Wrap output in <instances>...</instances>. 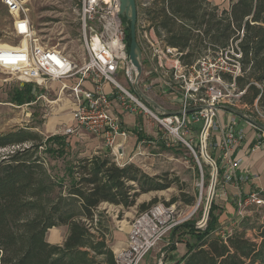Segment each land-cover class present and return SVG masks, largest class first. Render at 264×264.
Listing matches in <instances>:
<instances>
[{"label":"trees","instance_id":"trees-1","mask_svg":"<svg viewBox=\"0 0 264 264\" xmlns=\"http://www.w3.org/2000/svg\"><path fill=\"white\" fill-rule=\"evenodd\" d=\"M144 19L157 39L181 54L182 66L207 54L234 52V60L239 55L240 73L219 76L242 94L246 115L264 116V0H235L227 9L207 0H150ZM122 21L128 54L129 27ZM39 94L32 85L21 84L10 103L31 105ZM68 147L61 135L43 139L28 129L0 134V150L13 149L0 159V264H116L105 212H99L103 204L120 207V214L132 208L143 213L159 199L137 205L141 195L172 188L178 194L166 205L195 204L177 177L150 176L134 164L118 166L105 155L67 160ZM217 211L212 202L203 228L189 220L170 232L169 251L179 243L186 248L175 264H264L261 215L241 218L238 228L223 236ZM60 227L67 229L62 244L49 243L47 232Z\"/></svg>","mask_w":264,"mask_h":264},{"label":"built area","instance_id":"built-area-1","mask_svg":"<svg viewBox=\"0 0 264 264\" xmlns=\"http://www.w3.org/2000/svg\"><path fill=\"white\" fill-rule=\"evenodd\" d=\"M0 1L12 19L11 35L21 40L17 47L0 49V73L14 78L20 84L42 87L48 82L59 83L60 92L66 93L74 104L71 114L72 125L65 130V134H75L83 130L101 138L106 147L112 150L118 149L116 138L125 139L128 134L122 129L118 115L113 113L112 108L117 103L123 111L133 113L140 110L148 114L152 122L162 128L169 137L176 138L191 149L190 144L185 142L179 133L187 128L195 127L201 121L199 141L201 152L216 169L214 161L207 153L210 147L209 133L213 131L218 111L214 106L231 105L232 108L233 106L245 108L239 102L242 94H224L217 88V85L224 84L219 76L223 70L221 69L220 72L211 70L213 64L208 56L199 58L196 64L191 66H182L178 59L181 54L176 49L166 47L164 42L156 37L152 39L148 36L151 30L147 29L144 11L148 8L150 0H142L139 5H136V26L143 32L142 41L138 43L141 59L144 55L146 62L148 61L151 68L156 71L155 66L161 67L166 63V53L176 52L174 69L177 73L185 70L189 74V83L187 86L184 83V92L180 94L181 110L178 111L180 113L171 116L163 115L158 109H147L117 79L119 71H123L125 80L132 85L135 83V79L132 78L135 69L126 51L125 27L119 16V0H79L77 13L84 57L81 65H78L69 55L42 45L27 16L25 1ZM239 58V55H235L232 68L224 69L225 73L233 77L240 73L237 62ZM179 78L185 79L184 73ZM105 84L110 85L112 90L106 92ZM225 85L231 89L234 86L227 83ZM257 114L256 119L264 122V116L259 112ZM248 124L258 130L250 123ZM242 139L241 131L228 126L224 138L215 145L220 150L219 162L224 166L222 177L225 184L235 179V172L240 166L239 160H232V153L235 145ZM118 156L121 154L118 153ZM249 179V176L241 178L244 182ZM250 207L264 211V198L259 193H250L247 197L238 199V216L245 217L246 209ZM195 210L196 208L182 212L178 210L176 204L157 203L147 211L138 214L129 226L125 247L114 254L116 264H140L174 228L189 221ZM205 223L204 218L197 224L198 228H203Z\"/></svg>","mask_w":264,"mask_h":264},{"label":"rangeland","instance_id":"rangeland-1","mask_svg":"<svg viewBox=\"0 0 264 264\" xmlns=\"http://www.w3.org/2000/svg\"><path fill=\"white\" fill-rule=\"evenodd\" d=\"M25 1V7L27 9V16L32 25V28L36 36L40 39L43 46L48 49H56L66 55H69L78 65L83 63V52L80 39V25L78 17V0H23ZM231 1L235 0H212L211 4L219 6L220 8L227 9ZM136 5H139L142 0H135ZM12 32V19L9 16L7 10L3 7L0 1V46L17 47L20 44L19 39L14 38L11 35ZM137 42L142 41V30L136 29ZM149 36V35H148ZM144 47V44H143ZM176 52L166 53V63L161 67L155 66L151 68L144 66L145 56L142 57V73L138 79V87L143 94L153 101L160 108L168 112H178L181 110V96L183 94L186 83H189V74L187 71H177L174 69ZM234 52L229 54H223V56L213 57L210 54L209 60L213 64L211 70L218 72L221 69H231L233 64ZM221 57V58H220ZM141 60V63H142ZM196 61L193 64H196ZM148 68V69H147ZM148 71V89L144 88L145 75L144 72ZM136 72L132 73V78H136ZM177 73V74H176ZM184 73L185 79L179 78ZM118 81L121 83V79L125 81L124 87L134 97H136L147 109L154 110L147 102L142 100L135 90V83L132 85L125 80L123 71H119ZM224 82V81H223ZM217 85V88L222 90L224 94H235L234 90L225 85ZM20 83L14 78L0 73V134H6L14 132L17 129H28L30 131L38 133L43 139L49 136L61 135L65 136L66 142L69 144L67 149V160L82 158L90 156L93 150L90 149L91 144L103 143L102 139L96 137L86 131L79 130L75 134H65V130L71 127V106L67 102L69 99L67 94H57V83L48 82L46 86L38 87L39 96L31 105L16 106L10 103V95L20 87ZM50 88V89H49ZM204 94V92H202ZM236 99V98H234ZM231 106V105H228ZM233 108L241 111L245 114L244 108L241 106H233ZM114 114H118L122 119V116H129L135 120V123L140 121L141 129L140 133L145 136L146 143L145 153L148 154V158L152 159L151 166H154V170L157 175L168 173L174 177H177L179 182L184 186L185 192L195 196V204L190 207H183L180 204H176L179 211L188 212L196 208L191 221L201 222L208 213L212 202L219 209L218 214H221L220 208L224 206L225 200L219 194V187L221 184L222 171L219 166L217 154H211L209 149L208 156L214 161L216 165H213L208 160L204 153L201 152L200 141V126L201 121L196 124L195 127L187 128L185 131L180 132L181 138L190 144L189 149L185 144L179 142L176 138L169 137L165 131L158 127L148 117V114L143 111L137 110L135 112L123 111L122 107L115 103L112 108ZM121 111V114L118 113ZM246 115V114H245ZM250 117L249 115H247ZM251 119L264 124L255 118ZM151 121L152 126L148 127V135L143 129V121ZM215 121V120H214ZM128 131V130H127ZM129 132V131H128ZM211 132V131H210ZM182 134V135H181ZM211 136V133H209ZM88 144V145H87ZM209 144V140H208ZM101 145V144H100ZM17 149V148H16ZM108 149V147H107ZM110 149V148H109ZM13 149L0 150V159L11 152ZM92 150V151H91ZM144 153V154H145ZM51 165H54V161L48 160ZM58 167H61V163H58ZM150 169V168H149ZM217 175V177L214 175ZM178 190L172 188L170 190L158 193L159 203L165 204L169 201L171 196L177 195ZM149 198V196H148ZM105 212L104 221L105 226L108 229V241L113 245L121 243L129 230V226L132 220L140 213L137 208H132L128 211L119 213L120 209L108 206H101L99 212ZM246 214H258L261 215V220L264 219V211L259 208L251 207L246 209ZM229 227L225 226L223 232H228ZM170 234L164 238L147 256L148 259H154L158 264H169L173 261H177L180 258L169 251L170 248ZM249 237L251 234L248 235ZM64 229L49 230L46 234V240L51 244H62L64 240ZM177 247V246H176ZM175 247V248H176ZM185 247V246H184ZM180 251L182 247H179ZM186 249V248H185ZM168 260V261H167ZM168 262V263H167ZM174 264V263H173Z\"/></svg>","mask_w":264,"mask_h":264},{"label":"crops","instance_id":"crops-1","mask_svg":"<svg viewBox=\"0 0 264 264\" xmlns=\"http://www.w3.org/2000/svg\"><path fill=\"white\" fill-rule=\"evenodd\" d=\"M207 1L211 3L212 0H207ZM148 34L152 39H155V36L152 30ZM144 66L148 67V61L146 62V59H144ZM144 75L146 77L144 81L145 82L144 88L148 89V71L144 72ZM120 84L124 86L125 81L121 79ZM56 90H57V94H66L64 92L62 93L60 92L59 83H57ZM104 90L106 92H109L112 90V87L108 84H105ZM67 102L71 106V111H73L74 104L72 100L68 99ZM151 108L153 107L151 106ZM118 113L121 114V111ZM118 117L120 118L119 115ZM69 120H70V123H72L71 119ZM120 120H121L122 129L127 132L128 136L125 139L121 137L116 138V144L119 145V148L118 149L115 148L113 150L112 148L107 149L104 143L100 142L101 144L100 145L98 142H95L96 144H91L90 146V149L93 150L92 155L87 156V157L105 155V156L110 157L118 166H123L126 164H134L150 176L157 175L156 171L153 169L154 166H151V164H149L151 163L152 159H149L148 154L145 153L146 146H143L146 143L145 140L148 139V137L144 139H139L138 133L142 131L140 121L135 123V120L129 116L128 117L122 116V119L120 118ZM151 126H152L151 121H148V122L146 120L143 121V127H144L143 129H145L146 135H148V127H151ZM228 126H232L236 128V130L241 131L243 134V139L241 142L236 144L235 147L233 148L232 160L240 161V166L235 172V179L231 183L225 184L223 182V177L220 178L221 184L219 187V192H220L219 194H221V196L224 198L225 204L223 207L220 208L221 214L219 216V223L221 225V232H222V229L224 231L225 226L229 227V231L226 232V234H229L238 228V223L241 219L238 216V211H237V200L238 199L245 198L250 193H259V195L262 198H264V192H263L264 190V133L259 132L258 130L254 129L252 126L248 124L246 120L240 117L234 116L233 114L227 111L218 110L215 116L213 131L211 132V136L209 138V146H210L209 150L211 154H217L218 160H219L220 150L217 147H215V145L218 144L224 138L225 130ZM118 153H120L121 156H118ZM219 168L221 169L222 176H223L224 166L220 162H219ZM245 176H249L250 179L244 182L241 180V178H244ZM158 193H161V192H152L149 194L141 195L139 199L137 200V205L144 203V202L147 203L153 198L159 199V197L157 196ZM102 206H108V207H114L117 209H121L120 207L110 206L108 204H103ZM251 215L246 214V216H251ZM53 229H57V228H53ZM60 229H64V235L66 236L67 229L65 227H60ZM127 234H126V238H124V240H122L121 243H118L116 245L115 244L113 245V243L112 245L109 244L114 254L121 248L125 247L126 240H127ZM176 246H177L176 254L174 252L173 253L171 252V253L172 255L175 254L177 258H181L186 253V249L184 247L185 245L183 243H179ZM179 247H182L181 251ZM154 259L153 258L148 259V256H146L140 262V264H157ZM173 263L175 264V261H173L172 263L169 262V264H173Z\"/></svg>","mask_w":264,"mask_h":264},{"label":"water","instance_id":"water-1","mask_svg":"<svg viewBox=\"0 0 264 264\" xmlns=\"http://www.w3.org/2000/svg\"><path fill=\"white\" fill-rule=\"evenodd\" d=\"M119 16L121 18H124L129 27V33H130V45H129V52H128V59L135 69L136 72V78H135V90L138 96L147 102L150 106H152L155 109H158L163 115L165 116H171L178 114L180 112H168L159 106H157L153 101L148 99L143 92L139 89L138 87V79L142 73V63H141V51L137 42V34H136V24H137V6L135 0H119ZM127 25H125L126 27ZM216 110H224L227 111L234 116L240 117L244 120H246L248 123L256 127L259 131L264 133V124H261L241 111L232 108L230 106L226 105H219V106H214ZM192 112V111H189ZM205 155V154H204ZM206 220H207V215H206Z\"/></svg>","mask_w":264,"mask_h":264},{"label":"bare ground","instance_id":"bare-ground-1","mask_svg":"<svg viewBox=\"0 0 264 264\" xmlns=\"http://www.w3.org/2000/svg\"><path fill=\"white\" fill-rule=\"evenodd\" d=\"M10 48H11V47L4 46V45H1V46H0V49H1V50L10 49Z\"/></svg>","mask_w":264,"mask_h":264},{"label":"flooded vegetation","instance_id":"flooded-vegetation-1","mask_svg":"<svg viewBox=\"0 0 264 264\" xmlns=\"http://www.w3.org/2000/svg\"><path fill=\"white\" fill-rule=\"evenodd\" d=\"M148 9V8H147ZM146 22V25L148 26V21H145ZM147 29H148V27H147ZM148 31H150V30H148Z\"/></svg>","mask_w":264,"mask_h":264}]
</instances>
